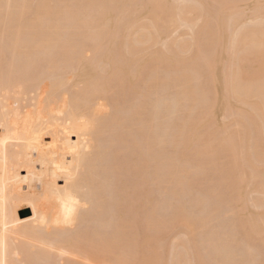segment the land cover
Returning a JSON list of instances; mask_svg holds the SVG:
<instances>
[{"label":"bare ground","instance_id":"bare-ground-1","mask_svg":"<svg viewBox=\"0 0 264 264\" xmlns=\"http://www.w3.org/2000/svg\"><path fill=\"white\" fill-rule=\"evenodd\" d=\"M210 1L0 0V264H172L176 256L175 260L180 258L176 260L177 264H190V259L195 258L194 256L197 263L201 264L208 261L213 264H259L254 262L259 258V249L256 244L253 247L249 240L253 234L264 233V212L256 215L248 212L251 216L249 218L248 214L245 215L248 219L243 215L246 219L241 217V221L235 224L240 231L236 228L231 230V236L226 234V243L221 248V238L212 232L207 233L208 229L206 230L210 227L211 218L214 219L210 214L212 211L210 215L203 216L199 211L198 216L194 214L196 211L192 213L184 210L187 207L181 208L180 204L174 208L172 203L177 200L171 202L167 195L171 190L170 184L175 185L173 187L176 190L188 189L194 180V175L191 174L197 172L195 175H198L199 171H203L201 163L204 161L196 163V166L192 163L191 165V161L184 159L187 158L184 157L186 154H179L182 159L177 156V152L171 153L170 146L174 145L173 148L176 149L185 148L193 139L200 137V132L197 131L199 128L196 127L201 128L199 124L205 121L200 120L203 118L201 114L213 110L217 101L214 99L218 98V84L223 86L225 96L249 105L250 111H247L251 115L241 107L248 115L241 112L244 114L241 120L238 117L242 114L237 111V119L232 116L241 122L248 117L245 121L248 124L252 123L249 118L252 119L253 125L247 128L252 130L255 126L257 133L253 136V149L250 143L245 148V139H248L247 142H251L250 139L253 141V130H250L251 133L246 129L248 134L244 137L240 129L238 137L243 136L244 139L234 138L233 141L236 144L239 143L238 139L240 142L244 141L242 143L245 147L242 143L239 147L240 155H244V159H238L240 157L236 150L239 144L235 146L230 141L232 144H229L233 147L227 152L231 151L233 158L228 165L230 168H223L222 172L233 173V169H241L239 166L245 169V163L246 166L250 164V168L256 169L261 161L256 162L252 155L256 154L260 159L264 153V0L252 2L254 6L249 9L252 13L247 10L252 15L249 17L253 18V25L252 21L249 22L250 25L243 21L246 18V4L244 2L245 5H242L245 7L243 9L239 5L242 1L227 4L221 1L220 4L224 7L222 5L221 9L220 5L217 13L215 11L217 16L212 25L208 18L209 12L206 11L210 9ZM133 13L146 18V21L139 25L138 20H124L128 17L126 15ZM175 18L187 22L190 28L198 27L192 26L197 25V20L204 21V24H198L201 26L198 28H206L209 31L202 32L211 34L210 40L207 36L208 49L204 47L208 57L204 58L195 53V56L182 59L176 54L175 47L179 48L181 43H176V40L172 43L171 39L169 42H162L165 44L166 55L148 49L151 42L158 41L160 35L169 31V26L164 30L163 24L170 23L171 20L174 22ZM134 27H138L134 30L135 36L131 30ZM139 28L149 32L141 34V31L138 35ZM200 34L194 37L197 44L199 41L196 37ZM166 38L167 36L164 41H168ZM182 46V49L186 48ZM252 57L257 59L258 65L249 71L242 64ZM169 59L178 61L177 68H170L167 64ZM171 69H176L173 76ZM200 76L201 79L205 76L204 79L208 80V86H205L213 89L217 87L209 91L215 98L211 96L208 99V93L204 92L205 87L200 89ZM249 81L255 82L250 84ZM172 83V87L176 88L174 91H171ZM225 100L226 97L224 102ZM207 102L210 106L214 102L210 111ZM197 104H202V108L204 106L201 109L203 113H199L200 123H195L196 118L194 120L191 115ZM227 106L231 108V113L233 109L236 111V105L234 108ZM171 110L178 113L189 111L192 118L189 115L186 119L188 124L191 123V128H186L187 131L183 132L181 129L187 123L184 120L179 122V117L178 122H172L175 117L170 120ZM206 114L205 116L208 115ZM246 123L242 124L243 128L248 125ZM172 130H175L174 134ZM230 133L233 134L231 131ZM210 134L207 138L206 134L203 136L206 140L200 139L202 144L206 141L207 149L213 146V140H208L212 136ZM229 135L228 138L232 137ZM223 140L225 139L222 138ZM195 149L197 150L196 147ZM251 149L256 152L252 154ZM205 150L197 151V157L214 153H206ZM187 163L194 165V168H190ZM246 170L243 173L248 177ZM233 174L236 175L234 178L239 175L237 171ZM261 174L263 176L250 172L248 179L256 182L262 178L260 182L254 183L259 190L258 187L262 185L264 188V174ZM221 175L222 179H226L224 174ZM242 179L245 181L246 177ZM237 180L238 178L231 183L237 188L232 195L237 197L238 202L231 198L233 202L240 204L238 198L241 197L240 201L243 202L247 192L242 194L240 182ZM209 189L212 191V188ZM233 189L235 188L231 190ZM214 191L211 192L213 196L216 195ZM180 195L178 192V197ZM246 196L248 198L249 195ZM247 200L249 202L250 199ZM245 201L243 205L238 204L239 211L244 210L243 213L245 206H248ZM255 205L258 208L262 206L259 203ZM168 210H174L173 217L171 216L172 225L175 223L174 225L182 226L186 232L183 233L189 237H177V244L172 243L174 248H171L177 249L174 251L176 256L172 257V253L168 251L166 261V257H162L159 252V242L166 241V233L164 235L163 232L169 226L166 219ZM141 229L149 230L146 233L147 238L138 237L135 230ZM215 229L222 232L219 228ZM197 232L201 233V237L202 234H207L206 238L211 236L206 239L203 235L202 239L199 234L196 235ZM228 232L230 233L229 230ZM241 234L248 240H242L245 244L242 241L243 244H239ZM195 235L202 239L198 240L203 241V245ZM194 239L200 247L199 253L197 244H193ZM239 245L245 248L249 245L243 259L240 258L241 253L238 254L242 252ZM202 248L203 251L207 250L201 256ZM195 252L198 256H193ZM234 254L239 256V261ZM203 255L209 257L208 261L204 258L205 262ZM190 256V262H186ZM214 258H218L216 262ZM260 264H264V260Z\"/></svg>","mask_w":264,"mask_h":264},{"label":"rangeland","instance_id":"rangeland-1","mask_svg":"<svg viewBox=\"0 0 264 264\" xmlns=\"http://www.w3.org/2000/svg\"><path fill=\"white\" fill-rule=\"evenodd\" d=\"M146 1V0H145ZM219 1V0H218ZM217 0H211L210 1V3H209V6L210 7H208V5H207V7L208 8H210V9H208V10H206L207 12H209V14H208V18L210 19V21H212L211 23H212V25H214V22H215V20H216V14H215V11H216V13H217V11L221 8L222 9V5L224 4V2H225V4H227V2H229V3H232V2H240V1H242L241 3H239V5L241 6V7H243L245 4H246V8L245 7H243V9L245 8V11H247V10H249V9H251V7H253L254 6V3L256 2L255 0H246V1H244V0H220L219 2H218ZM221 1L223 2V4H220L221 3ZM244 2H245V4H244ZM252 2H254V3H252ZM212 4H214V5H212ZM220 5H221V7H220ZM243 5V6H242ZM248 5V6H247ZM253 5V6H252ZM227 6V5H226ZM132 7H135L134 5L132 6ZM212 7V8H211ZM213 7H215L214 9H213ZM218 7H220V8H218ZM223 7H224V5H223ZM228 7V6H227ZM226 7V8H227ZM211 11V13H210V11ZM244 11V10H243ZM245 11H244V14H246V18H245V20L243 19V21L245 22H247L249 25L251 24V23H249V22H251L252 21V25H253V23H254V21H253V18L251 19V17H252V15H249V13H252L250 10V12L249 11H247V13H245ZM249 12V13H248ZM137 13V12H136ZM136 13H133V14H128V15H126V16H128V17H125V19L124 20H126V18H128V20H130V21H133V20H138V24L140 25L141 23H143V22H145L146 21V18H142V17H138L139 15H137ZM171 14L173 15L174 14V12L172 11L171 12ZM214 14H215V16H214ZM210 16V17H209ZM249 16H251V17H249ZM174 17H176V15L174 16ZM245 17V16H244ZM176 19V18H175ZM208 19V20H209ZM202 20V19H201ZM201 20H197L196 22H197V25H192V26H195V27H201V26H199L198 24H201L202 25V23L204 22L203 20L201 21ZM172 22H167V23H164L163 25L166 27V26H169V28H168V30L170 31V33H169V31H166V33L168 34H162V35H160V37H159V39H160V41H159V39H158V41H156V40H154L153 42L154 43H152L153 45H151V43H150V45H149V50L150 51H152V52H160V54H165L166 55V51H165V44H163L164 42L166 43V42H169V39H171L170 40V42H172V43H174V41L176 42V43H178V44H180L181 46L178 48L177 46H175L176 48H177V51H176V54L177 55H180V56H178V57H180V58H182L183 59V57L184 58H186V59H188V58H190V57H192V56H195L197 53L199 54V55H201V56H203L204 58H206V57H208V56H206L207 54V52L205 51V49L207 48V43H208V41L211 39V37H209L211 34L208 32V34H206L207 32L206 31H209L208 29H206V28H203L202 30H204V32H206L205 34H204V32H202V30H199V28L197 27V28H194V27H192V28H190L187 24V22H185L184 23V21H182V20H179V19H176L174 22H173V20H171ZM210 21H209V24H210ZM214 21V22H213ZM135 22V21H134ZM176 22V23H175ZM246 22H245V24H246ZM204 24V23H203ZM163 26V29L164 30H167V27L165 28ZM210 27V26H209ZM215 27V26H214ZM213 27V28H214ZM138 27H134V28H132L131 30L133 31L132 32V35L133 36H135L134 34L136 33L134 30H136ZM194 28V29H193ZM211 28H212V26H211ZM196 29H198V30H196ZM142 31V33L141 34H145V32L147 33V32H149V30H141L140 28H139V30H138V35H140V32ZM143 31H144V33H143ZM195 32L197 33L198 32V34H200V33H202V36H201V34L198 36V37H196L197 38V41H199L200 42V44H199V42H198V44L197 43H195V41H194V37L195 36H197V35H195ZM170 35V36H169ZM137 36V35H136ZM167 36V38L166 39H168V41L166 40V41H164L165 39V37ZM204 36V37H203ZM207 36L209 37V40L207 39ZM201 37V38H200ZM203 37V38H202ZM163 39V40H162ZM198 39H200V40H198ZM204 40V41H203ZM205 40H207V42L205 41ZM157 42V43H156ZM163 42V43H162ZM187 42V43H186ZM206 44H205V43ZM162 43V44H161ZM172 43H170V46H173V44ZM182 43H185V44H182ZM193 43H195V45L193 44ZM191 44V45H190ZM197 44V45H196ZM175 45V44H174ZM182 45H184V47H186V48H183L182 49ZM193 45V46H192ZM179 46V45H178ZM188 46V47H187ZM192 46V47H191ZM199 46V47H198ZM203 47V48H202ZM204 47H205V49H204ZM151 48V49H150ZM182 49V50H180V51H178V49ZM208 49V48H207ZM206 49V50H207ZM161 50L162 51H164V52H161ZM173 49H171V51H172ZM201 53H200V52ZM206 52V53H205ZM196 53V54H195ZM210 53V52H209ZM225 55H227V54H225ZM256 60V61H255ZM178 61H176V62H173L171 59H169L168 60V62H167V64H169L170 65V68H172V66H173V68L172 69H174V67H176V65L178 64L177 63ZM256 62H257V64H256ZM243 63V62H242ZM246 69L248 68L249 69V71L252 69V67L255 69L256 67H257V65H258V61H257V59L255 58V59H253V57L251 58V60L250 59H248V60H245L244 61V63L242 64ZM249 66V67H248ZM256 66V67H255ZM177 68V67H176ZM171 69V70H172ZM247 69V70H248ZM176 70V69H175ZM175 70L173 71V74H172V76L175 74ZM172 71H171V73H172ZM174 78V77H173ZM205 78V76L201 79V76H200V78H199V82L201 83V85H200V89H202V88H204L205 87V89H204V92L207 94V96H208V99H210L211 98V96L212 97H214L215 98V96H214V94L212 95V93L211 92H209V91H211L213 88H209V87H207L208 85H207V81L204 79ZM175 79V78H174ZM201 79V80H200ZM203 80V81H202ZM205 80V81H204ZM204 83H202V82ZM173 82V81H172ZM178 83L177 81H174L173 83ZM250 82V81H249ZM252 82V81H251ZM251 82H250V84H251ZM255 81H253L252 83H254ZM173 83H172V85H171V91H174L175 89L173 88L174 86H173ZM204 86H203V85ZM205 85H207V86H205ZM210 85V84H209ZM252 85H254V84H252ZM173 86V87H172ZM222 85L220 84H218L217 85V87H218V89H217V91H218V93L216 94V98H217V95H218V98L217 99H214V100H217L215 103H216V105H215V103H214V107H213V110L211 109V107H212V104H211V106H210V104L207 102V105L209 104V106L208 107H210V108H208V111H210V110H212V111H210V113L211 112H214V114H210V113H203V111L201 110V109H203L204 108V106H203V108H202V104L201 105H198L197 104V106H195L194 107V109L196 108V110H194V112L191 114L192 115V117H193V119L195 120V118H196V122L195 123H200L202 120H205V121H202L199 125L201 126V128L199 127V126H197L196 127V129L197 128H199V129H197V131H198V133H199V135H200V137H198V138H195V139H193L191 142H189V144H188V146L187 147H185V148H179V149H176V148H173L174 147V145H171L170 147V150H171V153H176V154H178L177 156H179L180 158H182L183 159V157L181 156L182 154L184 155V154H186V155H184V157H187V158H184V159H186V161H191L190 162V164L192 163V164H194L195 166H196V163L197 164H200L201 162H203L204 163V165H203V163H201V165L203 166V171H199L198 172V175H195V174H191V176H193V178H194V180H192L191 181V184H192V186L190 185V191H188V189L186 188V189H184V190H176L173 186H175V185H172V184H170V188L169 189H171V190H169V194H167L168 195V197H169V199H171L170 201L171 202H173V201H175V200H177V201H175V202H177V203H172V206H174V208H175V205H179L180 204V206H181V208L182 207H187V208H185L184 210H187V211H189V212H192V213H194L195 211V213L194 214H196V215H198L199 213H201L200 215L201 216H203V215H207V214H209L211 211V213L210 214H212L211 216L214 218V219H212L211 218V220H212V222H211V220H210V227H208V228H206V230L208 229V231H207V233L208 232H212V234L213 235H217V237L219 236V238H221V245H220V247L222 248V245H223V243H226L225 242V238H226V234L227 235H232L233 234V232H231V230H233V229H235L236 230V228H237V226L235 225V224H238V222H240L241 220V217L243 218V220L244 219H246L247 218V216H245V215H247L248 214V212L249 213H251V214H255L256 215V213L258 214V213H262V212H264L263 210H264V188H263V185H262V187L260 186V187H258V188H260V190L259 189H256V187H257V185H256V187L254 186V183H258V181L259 180H261L262 178H260L258 181H252V179H251V182H252V185H251V182H250V180H248V179H250L249 178V174H250V172H251V174L254 172V173H257L258 175H262L261 173H263L264 174V172H262V171H264V153H263V155H262V159H263V161H262V159L260 160L259 159V157L257 158L256 156V154H254V155H252V157H255L256 159H259V160H256V159H254L256 162H260V163H263V164H258V165H256V169H255V167H253V168H250L251 166H250V164H248L249 165V167H247L246 166V164L247 163H245V165H243V166H245L246 168L245 169H247L246 170V173H247V171H248V177H247V175H244V173H243V171L245 172V169H243L242 168V166H239V167H241V169L240 170H238V168L236 169H233L234 170V172H233V170H231L233 173H235L236 174V171H237V175H238V182H240V189H242L241 190V192H243L242 194L244 195V192L246 193L245 194V198H244V196H243V202L245 201L246 203H247V205L248 206H245L246 204H244V206H245V208H246V210H245V213H243L244 212V210L241 212V211H239L240 209V207H239V205L240 204H242L243 202H241L240 201V199H241V197H239L238 199H239V202H240V204L238 205V204H236V201H237V197L236 198H234V194L233 193H236V187H235V185L233 184V183H231V181H235L236 182V179L237 178H234V177H236V175H234L233 173H231L230 171L229 172H222L223 171V168H224V170L225 169H229L230 167L228 166L229 164H231V159L233 158L232 157V152L230 151V152H227V151H229L228 149H231L233 146L232 145H230V144H232V142L234 143L233 145H237V144H239L238 145V148H237V150H236V152L239 154H235L236 156L238 155L240 158H238V159H241V157L244 159V155L243 156H241L240 154H241V152H239V151H241V150H239V147H241L240 145H244V147H245V144H246V147L245 148H247V144H249L250 146H251V148L253 149V147H254V145H255V142H254V137L256 136V128H255V126L253 127V131L250 129V128H247V126L248 127H250V125H253V121H252V119L250 120V118H249V121H251L252 123H249L248 124V122L246 123L245 121H247L248 120V117L246 118H244L245 120H243L242 122H244V123H246V124H248V125H246L245 127L246 128H243V125L242 124H244V123H242L241 122V120L243 119L242 117H244V114H242L241 112H245V111H250V109L248 108V106L247 105H245V103H243L242 104V102L241 103H239L238 102V100H236V101H234V99H230V98H228L227 96H225L224 95V93H223V86L221 87ZM212 87V86H211ZM216 87V88H217ZM216 88H214V89H216ZM213 89V90H214ZM210 94V95H209ZM210 96V97H209ZM224 96V97H223ZM225 97H226V100H225V102H224V99H225ZM227 100H229V101H227ZM233 100V101H232ZM253 100H255V98H253ZM210 101V100H209ZM211 101H213V100H211ZM222 101V102H221ZM230 103V104H228V103ZM237 102V103H236ZM218 103V104H217ZM227 103V104H226ZM200 104V103H199ZM227 105H231V107L232 108H234L235 107V105H236V111L233 109V113H231V111H230V109L228 108L229 106H227ZM242 105V106H241ZM205 106H206V104H205ZM227 106V107H226ZM244 106V107H243ZM247 106V107H246ZM199 107H201L200 109H199ZM225 107L227 108L226 110H225ZM244 108V110L242 109V108ZM239 108H241V109H239ZM172 109V108H171ZM187 109V108H186ZM207 109V108H206ZM210 109V110H209ZM252 109V108H251ZM174 110V109H173ZM200 110V111H199ZM224 110H225V116H226V118H225V116L223 117L222 116V114H224ZM228 110V111H227ZM172 111V110H171ZM197 111V114H194L195 112ZM227 111V112H226ZM237 111H239V114H242V115H240L239 117L237 116V115H235V114H237L238 112ZM247 111V112H248ZM251 111H253V110H251ZM175 112V111H174ZM173 111H172V113H170V115H171V118H170V120L171 119H173L174 117V119L173 120H171L172 122H174V120H176L175 122H178V120H177V117H179L178 119H179V122L181 121V120H184L185 121V123H187L188 124V119H186L187 117H189V111H186L185 112V110L184 111H182L181 113H178V112H175L174 113ZM203 113V114H201V113ZM247 112H245L246 114H247ZM177 113V114H176ZM202 115V117L204 118H201V115ZM250 112H248V114H249ZM252 113H254V112H252ZM185 114H188V116L187 115H185ZM194 114V115H193ZM205 114L207 115V116H205ZM210 114V115H209ZM229 114V116H227ZM247 114V115H248ZM178 115H182V116H178ZM191 115H190V117H191ZM198 115V116H197ZM204 115V116H203ZM212 115V116H211ZM237 119V117L238 118H241V120H240V122H238L233 116ZM249 115H251V114H249ZM184 116H185V119H184ZM199 116H200V120L198 119L199 118ZM230 116H232L233 117V119H232V117H230ZM237 116V117H236ZM242 116V117H241ZM246 116V115H245ZM191 117V118H192ZM228 117V118H227ZM251 117V116H250ZM182 118V119H181ZM206 118V119H205ZM198 119V120H197ZM247 119V120H246ZM232 122V124L229 122ZM237 122H236V121ZM223 122V123H222ZM224 122L225 123H227L226 125L224 124ZM240 123H242L241 125H238V124H240ZM182 124V123H181ZM183 124H184V122H183ZM187 124H184V126H185V128L184 129H181V130H183V132H186L189 128H191V123L190 124H188L189 125V127H188V125ZM192 124H193V122H192ZM223 124V125H222ZM229 125V127H227ZM232 125V126H231ZM184 126H180L181 128L182 127H184ZM203 126V127H202ZM224 126V127H223ZM227 127V128H226ZM242 127V128H241ZM187 128V130H185ZM211 128V129H210ZM215 128H216V130L218 131H216L215 130ZM219 128V129H218ZM224 131V132H221L222 130ZM224 128V129H223ZM225 128H226V131H225ZM230 130H229V129ZM252 128V127H251ZM175 129V128H174ZM208 129V130H207ZM213 129H214V131H213ZM240 129H242V132H243V134L242 135H244V137H246L247 136V130L246 129H248L252 134V139H253V141L250 139V141L252 142H247L248 141V139H245L246 140V143L244 144V143H242V142H244V141H242V142H240L241 140H237V141H239V143L237 142V144H236V142H234L233 140H234V138H240V136L238 137V134H240ZM176 131H177V129H175ZM175 130H172V133L174 134L175 133ZM185 130V131H184ZM219 130H220V133H219ZM228 130V131H227ZM233 130V131H232ZM204 131V132H203ZM209 131H213V133H209ZM230 131L231 132H233V134L232 133H230ZM206 132V133H205ZM208 132V133H207ZM226 132V133H225ZM227 132H229V134H231L232 135V137H230V138H228V135L229 134H227ZM170 133H171V131H170ZM203 133V134H202ZM219 133V134H218ZM235 133H237V134H235ZM173 134H171V135H173ZM206 134V138L209 136L208 134H210V135H212L211 137H209L208 138V140L210 139V140H213L212 142H213V146H210V147H208V148H210V149H207V146H206V141L205 142H203V144L201 143V140H203L204 139V135ZM223 134H227V136L226 135H224L223 136ZM208 135V136H207ZM215 135V136H214ZM217 136V137H216ZM230 136V135H229ZM233 136H235V137H233ZM254 136V137H253ZM225 137V138H224ZM202 138V139H201ZM206 138L204 139V140H206ZM218 138V139H217ZM222 138L223 139H225V140H223L222 141ZM201 139V140H200ZM240 139H244L243 138V136H241V138ZM199 140V141H198ZM214 140L216 141V142H214ZM194 141V142H193ZM222 141V142H221ZM230 141H232V142H230ZM225 142V143H224ZM228 142V143H227ZM205 143V144H204ZM230 143V144H229ZM242 143V144H241ZM212 144V143H211ZM225 144H227V145H225ZM229 144V145H228ZM201 145H203L204 146V148L206 149L205 150V152L207 153H209V152H214V153H212L211 155L209 154V156H208V154L206 155L207 156V158H205L206 156H205V154L202 156V157H197L198 155V152L199 151H202L204 148H203V146H201ZM225 145V146H224ZM206 146V147H205ZM224 146V147H223ZM229 146H231L230 148H229ZM234 146V147H235ZM253 146V147H252ZM195 147L197 148V150L195 149ZM201 148L200 150H198L199 148ZM227 147V148H226ZM225 149V150H224ZM227 149V150H226ZM235 149V148H234ZM241 149V148H240ZM251 149V150H252ZM170 150H169V152H170ZM208 150V151H207ZM211 150V151H210ZM173 151V152H172ZM175 151V152H174ZM198 151V152H197ZM253 152H252V154L253 153H255L254 152V150H252ZM183 152V153H182ZM242 152H243V150H242ZM182 153V154H181ZM246 153V152H245ZM179 154H181V155H179ZM190 154V155H189ZM243 154H244V152H243ZM171 155V154H170ZM173 155V154H172ZM202 155V154H201ZM234 155V154H233ZM256 155V156H255ZM200 156V155H199ZM196 157V158H195ZM211 158V159H209V158ZM194 158H195V160H194ZM203 158H205V159H203ZM198 160V161H197ZM200 161V162H199ZM189 163V162H188ZM187 163V164H188ZM190 164H188V166L190 167V168H194V165L193 166H191ZM255 164H257V163H255ZM260 165V167H258ZM199 166V165H198ZM212 167V168H211ZM261 169V170H259V169ZM262 168H263V170H262ZM217 169V170H216ZM249 169V170H248ZM254 171H253V170ZM221 170V171H220ZM242 170V171H241ZM251 170V171H250ZM261 171V172H259V171ZM240 171V172H239ZM250 171V172H249ZM253 171V172H252ZM192 172L194 173V171L192 170ZM218 172L220 173V174H218ZM22 173H24L25 174V172H22ZM201 173V174H200ZM226 173H227V175H226ZM221 174H224L225 175V177H226V179L227 180H229V182L226 180V179H224V180H226L225 182H224V180L221 178V177H223V175H221ZM232 176H231V175ZM242 174L244 175V176H242ZM220 175V176H219ZM228 175H230L229 177H232V178H229L228 177ZM242 176V177H241ZM251 176V175H250ZM253 176H254V174H253ZM263 176V175H262ZM195 177H197V180H196V178ZM239 177H240V180H239ZM244 177V179H245V177H246V179H245V181L242 179ZM218 178H220V179H222V181L224 182V184L225 185H223V182L222 181H220V179H218ZM256 178H259V177H256ZM255 178V179H256ZM192 179V178H191ZM216 179H218L217 181H216ZM233 179V180H232ZM235 179V180H234ZM254 179V178H253ZM254 179V180H255ZM242 180V181H241ZM197 182V183H196ZM226 182H227V184H226ZM245 183V184H242V183ZM247 182V183H246ZM260 182V181H259ZM60 183H63V181H60ZM173 183V182H172ZM222 183V184H221ZM232 184H233V187L235 188V189H233L234 190V192H233V190H231L233 187H232ZM194 185V186H193ZM245 185V186H244ZM248 185V186H247ZM195 186H197L196 188H194ZM213 186V187H212ZM229 186H231V188L229 187ZM242 186V187H241ZM173 187V188H172ZM227 187H229V188H227ZM254 187V188H253ZM209 188H212V191H214L215 193H216V195L215 196H213L212 195V191H211V189H209ZM216 188H218V189H216ZM175 191H174V190ZM228 189L232 192V193H230V191H228ZM186 190V192H184ZM191 190H192V192H191ZM216 190H218V191H216ZM220 190H221V194H220ZM224 190V191H223ZM258 190V191H257ZM170 191H172V192H170ZM181 191V192H180ZM210 191V192H209ZM174 192H176V194L177 195H175V193ZM178 192H179V197H178ZM184 192V193H183ZM188 192V193H187ZM189 192H191V193H189ZM195 192V195H193V193ZM218 192V193H217ZM197 193H199L198 195H197ZM171 194V195H170ZM186 194V195H185ZM191 194V195H190ZM204 194V195H203ZM217 194H219V195H217ZM223 194H226V196L224 195L223 196ZM233 194V195H232ZM249 195L248 196V198L250 199L249 200V202H248V198H247V196L246 195ZM200 195V196H199ZM230 195H232V196H230ZM174 196V197H173ZM186 196H187V198H186ZM193 196V197H192ZM213 196V197H212ZM220 196V197H219ZM221 196H223V198L221 197ZM237 196V195H236ZM197 197V198H196ZM200 199H199V198ZM231 197H233L236 201L235 202H233V198H231ZM257 197V198H256ZM173 198H174V200H173ZM182 198V199H181ZM189 198V199H188ZM194 198V199H193ZM196 198V199H195ZM206 198H207V200H206ZM214 198H217V199H214ZM230 198V199H229ZM254 199L255 200V202H254V200H251V199ZM220 199V200H219ZM224 199V200H223ZM259 199V200H258ZM261 199H263V200H261ZM185 200V201H184ZM189 200V201H188ZM228 200V201H227ZM231 200V201H230ZM182 201H184V202H182ZM210 203H209V202ZM252 201V202H251ZM263 201V202H262ZM180 202H182V203H180ZM205 202H206V204H205ZM224 203V205H222V203ZM225 202H226V205H225ZM231 202V203H230ZM238 202V201H237ZM184 203V204H183ZM190 203H192V204H190ZM212 203V204H211ZM249 203V204H248ZM251 203V204H250ZM255 203L257 204V203H259V205H262L263 206V208H262V206L261 207H259L258 208V206L256 207V205H255ZM174 204V205H173ZM187 204H188V206H187ZM205 205V207H204V205ZM213 204H214V206H213ZM229 204V205H228ZM234 205V206H232V205ZM202 205V206H201ZM231 205V206H230ZM243 205V204H242ZM241 205V206H242ZM255 205V206H254ZM223 208H225V209H223ZM226 206V207H225ZM244 206H242L241 208L242 209H244ZM208 207V208H207ZM211 207V208H210ZM214 207V208H213ZM228 207V208H227ZM233 207H236V208H233ZM239 207V208H238ZM220 208V209H219ZM247 208H249L248 210H247ZM258 208V209H257ZM261 208V209H260ZM170 209V208H169ZM173 208H171V210H172ZM190 209H191V211H190ZM206 209H207V211H208V213H207V211H206ZM215 209V210H214ZM218 209V210H217ZM221 209H222V211H221ZM227 209H229V210H227ZM235 209V210H234ZM241 209V210H242ZM260 209V210H259ZM171 210H168V215H167V220H168V223H169V226L166 228L165 227V229H167V230H165L163 233H164V235H165V233H166V235H165V238H164V240H166V241H162L161 243L159 242V244L161 245L160 247V249H162V251L159 249V252L161 253V255H162V257H166V261H168V256H169V252L170 253H172L171 255H173L172 257H174V256H176V253H174V251L176 252V250L177 249H171V248H174L173 246H172V243H176L177 244V237H178V239L180 238V239H182L183 237H184V239H186L185 237H189L187 234L185 235L184 233H186L185 232V229L184 228H182V226H178V224L177 225H174V227H173V225H172V221H171V219H172V217H173V211L171 212ZM181 210H183V209H181ZM255 212H254V211ZM257 210V211H256ZM262 210V211H261ZM200 211V212H199ZM202 211H203V214H202ZM214 211V212H213ZM227 211V212H226ZM235 211H237V213H235ZM250 211H252V212H250ZM171 212V213H170ZM199 212V213H198ZM220 212H222V214H220ZM170 213V214H169ZM209 214V215H210ZM216 214H218V215H216ZM170 215V216H169ZM200 215H198V216H200ZM246 217H244V216ZM249 216H250V214H248ZM172 216V217H171ZM218 218V219H216V217ZM233 217V218H232ZM169 218V219H168ZM225 218V219H224ZM226 218H228V219H226ZM236 218H237V223H236ZM249 218H251V216L249 217ZM216 219V220H215ZM248 219V218H247ZM215 222H214V221ZM225 220V221H224ZM240 220V221H239ZM242 220V221H243ZM232 221V222H231ZM172 222V223H171ZM219 222V223H218ZM226 223V224H225ZM227 223H228V225H227ZM232 223H234V224H232ZM223 224V225H222ZM170 225H171V227H170ZM214 225H215V228H219V230H221L222 232H220V231H218V229L216 230L215 228L213 229V227H214ZM219 225L221 226V227H219ZM211 226H212V228H211ZM228 226V227H227ZM234 227V228H233ZM169 228H170V230H169ZM238 228H239V226H238ZM237 228V229H238ZM200 229V228H199ZM201 230V229H200ZM203 230V229H202ZM210 230V231H209ZM228 230L230 231V233L228 232ZM239 230V229H238ZM140 231V232H139ZM147 231L149 232V230H146V229H141V230H135V232L138 234V237L139 238H142V239H144V238H147V236L148 235H146V233H147ZM197 231V230H196ZM199 231V230H198ZM203 231H205V230H203ZM203 231H201L202 233H203ZM234 231V230H233ZM240 231V230H239ZM242 231V230H241ZM168 232H170V233H168ZM172 232V233H171ZM176 232V234H174ZM184 232V233H183ZM238 232V231H237ZM263 232V231H262ZM261 232V233H262ZM209 233V234H210ZM236 233V232H235ZM234 233V234H235ZM241 233V232H240ZM243 233V232H242ZM167 234H169L168 236H167ZM197 234H199L198 232L196 233V235ZM180 235V236H179ZM195 235V236H196ZM203 235L204 234H202V237H203ZM207 235V234H206ZM206 235H204V237L206 236ZM212 235V236H213ZM224 235V236H223ZM237 235H239V232H238V234ZM263 235H264V233L263 234H261V235H255V234H253V236H252V238H251V240H249V242L251 243V245L254 247V245L255 246H257V249H259V255H257L259 258H258V260L257 261H254V262H259V264L261 263V261H263L264 260V237H263ZM199 236L201 237V233L199 234ZM211 235H209V236H207V238L208 237H210ZM236 236V235H235ZM244 236V235H243ZM168 237V238H167ZM172 237V238H171ZM196 237H198V236H196ZM195 237V238H196ZM201 237V238H202ZM236 237H238V236H236ZM245 237V236H244ZM206 238V237H205ZM206 238V239H207ZM240 238V239H239ZM239 238H237V239H239V244L240 243H242V242H246V240L247 239H245V238H243L242 237V234H241V237H239ZM263 238V239H262ZM175 239V240H174ZM197 240L198 239H200L199 237L198 238H196ZM196 239H194V243L193 244H195L196 242H195V240ZM202 239H204V238H202ZM202 239H200V240H202ZM196 240V241H197ZM236 240V239H235ZM242 240H244V241H242ZM170 241H173V242H170ZM176 241V242H175ZM181 241V240H180ZM199 241V240H198ZM242 241V242H241ZM248 241V240H247ZM252 241V242H251ZM179 242V241H178ZM201 244H202V242L201 241H199ZM238 242V241H237ZM245 242H244V244H245ZM167 243H170L169 245L167 244ZM198 243V242H197ZM196 243V244H197ZM200 243H199V246H200ZM207 243H208V241H207ZM250 243H247V244H250ZM253 243V244H252ZM237 244V243H236ZM243 244V243H242ZM203 245V244H202ZM206 245H208V244H205V246ZM251 245H250V248L252 249V247H251ZM258 245H260V247L258 246ZM170 248H168V247ZM172 246V247H171ZM205 246H204V248H205ZM242 247H240V245H239V250H240V248H242V252H238V254L239 253H241V255H240V258L241 259H243V254L245 253V252H247L248 250H247V248H248V246H247V248H245L243 245H241ZM246 246V245H245ZM197 247H198V244H197ZM208 247V246H207ZM234 247H237V246H234ZM259 247V248H258ZM204 248H202V251L200 252V255H201V253L202 252H206V250L207 249H205V251H203L204 250ZM256 248V247H255ZM190 249V248H189ZM198 253H199V251H200V247H198ZM236 248H234V250H235ZM167 252H166V251ZM171 250H173V252H171ZM193 250V249H192ZM233 250V251H234ZM247 250V251H246ZM253 250V249H252ZM262 250V251H261ZM169 251V252H168ZM183 251V250H182ZM181 251V252H182ZM186 251V250H185ZM187 251L189 252V251H191V250H188L187 249ZM186 251V252H187ZM236 252L238 251V249H236L235 250ZM241 251V250H240ZM256 251V250H255ZM254 251V252H255ZM258 251H256V253H257ZM262 252H263V254H262ZM165 253V254H164ZM166 253H167V256H166ZM175 255H174V254ZM191 253H192V251H191ZM198 253H193V256L194 255H197ZM212 253V252H211ZM255 253V254H256ZM164 254V255H163ZM189 254V253H188ZM203 254V253H202ZM206 254V253H205ZM208 254H209V252H208ZM213 254V253H212ZM236 255H237V253H235ZM234 254V256H236ZM190 255V254H189ZM211 255V254H210ZM214 255L216 256V254L214 253ZM245 255H247V254H244V256ZM253 255V254H252ZM184 256V255H183ZM185 256H188V255H186V253H185ZM192 256V255H191ZM188 257V261H186V262H190V260H192L191 262H190V264H201V263H197L198 261H197V258H196V256H194L195 258H193V259H190L189 260V258H192V257ZM198 256V255H197ZM202 256V255H201ZM204 256V255H203ZM206 256V255H205ZM203 257V259L204 258H206V257ZM211 256H213V255H211ZM215 256H213V257H215ZM177 257V256H176ZM176 257H174V259H173V263H175V262H177L176 260H178V259H180L179 257L175 260V258ZM239 256H236V259L239 261L240 259L238 258ZM261 257V258H260ZM164 258H162V259H164ZM182 258H184V257H182ZM186 258V257H185ZM211 258V257H210ZM207 259V261H208V259H209V257L208 258H206ZM215 259V258H214ZM218 259V258H217ZM217 259H215L214 261L216 262V260ZM245 259H247V256L245 257ZM259 259H261V260H259ZM165 260V259H164ZM187 260V259H186ZM205 260V259H204ZM211 260V259H210ZM171 261V260H170ZM179 262V261H178ZM183 262V261H182ZM185 262V263H186ZM205 262H206V260H205ZM210 261H208V262H206V264L208 263V264H213V263H209ZM213 262V261H212ZM214 262V263H215ZM218 262V261H217ZM141 262H139L138 264H140ZM169 263V262H168ZM172 263V264H173ZM169 264H171V262L169 263ZM175 264H177V263H175ZM186 264H188V263H186ZM205 264V263H204ZM219 264V263H218Z\"/></svg>","mask_w":264,"mask_h":264}]
</instances>
